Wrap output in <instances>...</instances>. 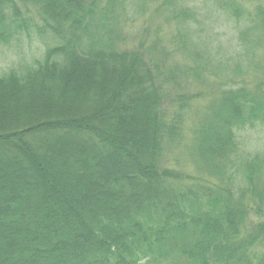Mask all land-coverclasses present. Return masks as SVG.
Returning <instances> with one entry per match:
<instances>
[{"label":"trees","instance_id":"obj_1","mask_svg":"<svg viewBox=\"0 0 264 264\" xmlns=\"http://www.w3.org/2000/svg\"><path fill=\"white\" fill-rule=\"evenodd\" d=\"M127 3L0 0V43L49 37L0 76V264H264V154L239 144L264 129V59L228 86L199 67L210 96L172 99L167 54L124 45ZM248 16L254 53L262 0ZM189 118L200 177L166 165Z\"/></svg>","mask_w":264,"mask_h":264},{"label":"rangeland","instance_id":"obj_2","mask_svg":"<svg viewBox=\"0 0 264 264\" xmlns=\"http://www.w3.org/2000/svg\"><path fill=\"white\" fill-rule=\"evenodd\" d=\"M124 25L126 27L124 45L131 49L151 47L167 54L166 59H160V70L164 74L174 71L178 76L173 81L172 99L180 94L199 93L209 97L211 90L195 80L194 74L199 67L204 75L228 86L232 80L237 82L256 81L254 75H246L253 58L264 59V49L253 53V43L258 37L257 24L249 19L248 11L257 10L260 0H227L219 3L217 0H127ZM264 5V0H262ZM167 4L175 5L181 10L186 7L194 14L192 17L179 16L174 19L171 7L162 11ZM183 6V7H182ZM35 8L33 7V11ZM162 11V13H161ZM171 18V20H170ZM32 34L23 37L21 41L11 40L10 44L0 43V76L11 68H19L24 62L42 60L46 51V40ZM144 46V47H143ZM256 56H253L254 54ZM149 61V59H147ZM173 76V80L176 79ZM196 75V74H195ZM175 82V83H174ZM204 102L208 98L202 99ZM205 104L197 102V105ZM170 100L164 104V111L173 114ZM196 120L185 119V140L174 154L167 153L166 165L174 169H182L188 174L200 177L199 173L187 157H180L181 151L188 152L186 146L195 127ZM241 149L257 155L264 154V129L257 128L243 132L240 135ZM262 155V154H261Z\"/></svg>","mask_w":264,"mask_h":264}]
</instances>
